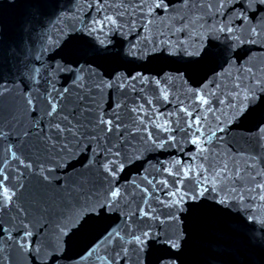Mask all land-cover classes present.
<instances>
[{"label":"water","instance_id":"obj_1","mask_svg":"<svg viewBox=\"0 0 264 264\" xmlns=\"http://www.w3.org/2000/svg\"><path fill=\"white\" fill-rule=\"evenodd\" d=\"M264 55V0H0V264H171Z\"/></svg>","mask_w":264,"mask_h":264}]
</instances>
